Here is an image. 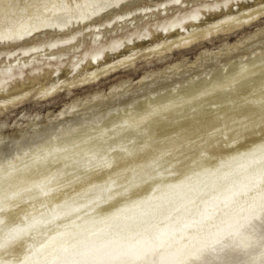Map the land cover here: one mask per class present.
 Listing matches in <instances>:
<instances>
[{
    "label": "rangeland",
    "instance_id": "374dc122",
    "mask_svg": "<svg viewBox=\"0 0 264 264\" xmlns=\"http://www.w3.org/2000/svg\"><path fill=\"white\" fill-rule=\"evenodd\" d=\"M263 58L264 0H0V264H182L186 238L264 242V209L247 212L264 176ZM222 256L202 264H244Z\"/></svg>",
    "mask_w": 264,
    "mask_h": 264
},
{
    "label": "bare ground",
    "instance_id": "6f19581e",
    "mask_svg": "<svg viewBox=\"0 0 264 264\" xmlns=\"http://www.w3.org/2000/svg\"><path fill=\"white\" fill-rule=\"evenodd\" d=\"M234 17V16H233ZM238 16L237 15H235V17H234V19H232V20H235L236 18H237ZM232 18V17H231ZM228 19H222L221 21L223 22V21H227ZM220 21V20H219ZM221 21L219 22V23H221ZM213 23H215V22H213ZM212 24V23H211ZM214 25H216V24H214ZM213 25V26H214ZM212 26V25H211ZM207 27H209V26H207ZM191 28H193V27H191ZM196 28H193V29H191V31L193 30V32H194V30H195ZM200 29L198 28V31H199ZM190 31V30H189ZM197 31V30H196ZM192 33V32H191ZM190 33V34H191ZM188 35V34H187ZM8 37V39H10V38H12V40H15L17 37H20L19 35H9V36H7ZM184 37V36H183ZM182 36H180V35H175V36H173L172 38L173 39H177V41H181V40H183L184 38H183ZM18 39V38H17ZM20 39V38H19ZM173 39H171V41L173 40ZM11 40V41H12ZM167 40V39H166ZM167 41H169V40H167ZM177 41H175V42H177ZM148 49V48H147ZM146 49V50H147ZM136 51V50H135ZM261 55H263V54H261ZM257 58H259V56L257 57ZM261 58H262V56H261ZM264 59V58H263ZM94 60H97V59H94ZM262 60V59H261ZM260 61V60H259ZM116 62H118V61H116ZM116 64V63H115ZM98 67H99V65H98ZM97 67V68H98ZM97 70H100V68H98V69H95L94 71H93V73H91V74H93V76H95L94 74L96 73V71ZM92 77V76H91ZM244 77H245V75H244ZM259 79V78H258ZM262 79H263V77H262ZM237 80H240V79H237ZM212 82L213 81H211L210 83L212 84ZM236 82V81H235ZM260 84H261V82H260ZM214 86H215V83H214ZM224 86H225V88H226V86H227V88H229L228 90H230V89H232V88H234L233 86H235V83H234V81L232 80V81H230V82H227V83H225L224 84ZM222 87V86H221ZM247 87V86H246ZM236 89V88H235ZM234 89V90H235ZM259 89V88H258ZM262 89H263V87H262ZM223 90H224V88H223ZM249 90V89H248ZM261 90V89H260ZM260 92V91H259ZM257 93V92H256ZM203 94V93H202ZM206 95V94H205ZM235 95V94H234ZM13 96V95H12ZM190 96V95H189ZM200 96V95H199ZM202 96V95H201ZM13 97H15V96H13ZM193 97V96H192ZM197 97V96H196ZM206 97L207 96H205V98L204 99H206ZM212 98V97H211ZM213 98H215V97H213ZM203 99V100H204ZM231 99V98H230ZM202 100V99H201ZM209 100V99H208ZM211 100V99H210ZM217 100V99H216ZM229 100V99H228ZM200 101V100H199ZM198 101V102H199ZM206 101V100H205ZM203 101L204 103H202L201 102V104H206V102H209V101ZM217 101H219V100H217ZM197 102V103H198ZM220 102V101H219ZM235 103V102H234ZM246 103V102H245ZM256 103V102H255ZM200 104V105H201ZM198 105H199V103H198ZM198 105H196V106H198ZM241 105H242V103H241ZM203 106V105H202ZM245 106V105H244ZM254 106V105H253ZM199 107V110H200V106H198ZM243 107V106H242ZM250 107V106H249ZM244 108V107H243ZM242 108V110H246L245 108L243 109ZM241 110V109H240ZM237 111V110H236ZM241 112V111H240ZM246 112V111H245ZM249 112H251V110H249ZM196 113H197V110H196ZM243 113V112H242ZM212 114V113H211ZM244 114V113H243ZM139 116V115H138ZM137 116V117H138ZM210 116V115H209ZM209 116L207 117V118H209ZM139 118V117H138ZM137 118V119H138ZM141 118V117H140ZM132 119H134V118H132ZM191 119V118H190ZM197 119H198V117H197ZM202 120V119H201ZM140 121H141V119H140ZM198 124L200 123V117H199V119H198ZM203 121V123L202 124H204V123H209V122H212L210 119H207V120H202ZM201 121V122H202ZM206 121H208V122H206ZM216 121V120H215ZM137 122V121H136ZM194 122V121H193ZM188 123V122H187ZM197 123V122H196ZM195 125V126H193V125H191V127L190 128H188V130H191L189 133H195V136H197V135H200V131H201V129H202V124L201 125ZM185 125H186V123H185ZM189 125H190V123H189ZM187 126V125H186ZM186 126H183L182 125V128H180L181 129V132L182 131H184V133H186V129L185 130H183V127H185V128H187ZM193 126V127H192ZM80 130V129H79ZM177 133H178V131H177ZM177 133H175V135L177 134ZM180 133V132H179ZM178 133V134H179ZM187 133H188V131H187ZM186 133V134H187ZM181 135V134H180ZM188 135V134H187ZM172 136V139H174L173 138V136L174 135H171ZM190 136H193V135H189L188 137L191 139V137ZM254 136V135H253ZM167 137V136H166ZM168 137H169V135H168ZM181 137V139H182V137L183 136H180ZM186 138V137H185ZM248 138V137H247ZM256 138V137H255ZM187 139V138H186ZM163 141V140H162ZM162 141H160V143H162ZM167 141H169V140H166V142ZM191 141V140H190ZM159 143V142H158ZM168 143V142H167ZM166 143V144H167ZM252 145V144H251ZM254 146V145H253ZM225 148V147H224ZM262 148V147H261ZM250 150V149H249ZM251 151V150H250ZM247 152V151H246ZM237 153V152H236ZM231 154V153H230ZM241 154V153H240ZM203 155V154H202ZM226 155V154H225ZM233 155V154H232ZM234 155H238V154H234ZM242 155H244V154H241L240 156L241 157H244V156H242ZM252 155V154H251ZM229 156V155H228ZM256 156V155H255ZM226 157V156H225ZM230 157V156H229ZM263 157H264V155H263ZM235 158V157H234ZM259 158V157H258ZM237 159H238V157H237ZM227 160V159H226ZM229 160V159H228ZM243 160V159H242ZM231 161H232V158H231ZM235 160H233L232 162H234ZM246 162V161H245ZM253 162H254V160H253ZM250 163V162H249ZM226 164V163H225ZM224 165V164H223ZM122 165H120V166H118L117 167V169L118 168H120ZM218 166V165H217ZM227 166V165H226ZM242 167V166H241ZM235 168V167H234ZM203 170H205L204 168H202ZM202 171V170H201ZM207 171V170H206ZM218 172V171H217ZM258 172V171H257ZM198 173H202V172H198ZM203 173H204V171H203ZM208 173H209V171H208ZM212 173V172H211ZM177 174V173H176ZM215 174V173H214ZM225 174V173H224ZM263 174V173H262ZM262 174L260 175V176H262ZM197 175V174H196ZM201 175V174H200ZM246 175V174H245ZM249 175V174H248ZM259 175V174H258ZM264 175V174H263ZM212 176V175H211ZM256 176V175H255ZM171 177H173V176H171ZM229 177V176H228ZM248 177V176H247ZM212 178V177H211ZM244 178V177H243ZM253 178H254V176H253ZM41 179V178H40ZM39 179V180H40ZM167 179V178H166ZM257 180H258V178H256ZM255 179V180H256ZM187 180V179H186ZM205 180V179H204ZM226 180V179H225ZM231 180V179H230ZM256 180V181H257ZM169 181V180H168ZM212 181V180H211ZM238 181V180H237ZM172 182V181H171ZM181 182V181H180ZM241 182H243V181H241ZM254 182V181H253ZM258 182V184H256V186H259L258 187V191H259V196H258V198L257 199H255L254 200V203L253 204H251V205H249V204H246V205H249V207L247 208V212L249 213V215L250 214H252L251 215V217L256 213V214H259L263 209H264V176H263V179H261L260 181L258 180L257 181ZM174 183V182H173ZM172 183V184H173ZM214 183V182H213ZM216 183V182H215ZM234 183V182H233ZM166 184H167V182H166ZM175 184V183H174ZM177 184V183H176ZM182 184H185V183H182L181 182V185ZM209 184H210V182H209ZM218 184V183H217ZM179 185V184H178ZM177 185V186H178ZM227 185V184H226ZM233 185V184H232ZM239 185V184H238ZM165 186V184L163 185V187ZM170 186H171V184H170ZM175 186V185H174ZM176 186V187H177ZM195 186V185H194ZM197 186V185H196ZM195 186V187H196ZM231 186V185H230ZM245 186V185H244ZM157 187V186H156ZM168 187V186H167ZM166 187V188H167ZM194 187V188H195ZM233 187V186H232ZM82 188V187H81ZM80 188V189H81ZM162 188V187H161ZM169 188V187H168ZM193 188V189H194ZM228 188V187H227ZM253 188H254V186H253ZM78 189V188H77ZM165 189V188H164ZM178 189V188H177ZM202 189V188H201ZM200 189V190H201ZM232 189V188H231ZM250 189V188H249ZM252 189V188H251ZM257 189V188H256ZM168 190V189H167ZM209 190V189H208ZM223 190V189H222ZM227 190V189H226ZM230 190V189H229ZM245 190V189H244ZM170 191V190H169ZM248 192H249V190H247ZM246 191V192H247ZM69 192V191H68ZM65 193V192H64ZM112 193V192H111ZM161 193V192H160ZM200 193V192H199ZM225 193H227V192H225ZM244 193V192H243ZM63 194V193H62ZM65 194H67V192L65 193ZM65 194L64 195H59V193L58 194H56L55 196H53V198H54V200L55 201H57V200H62L63 198H64V196H65ZM193 194V193H192ZM255 194V193H254ZM253 194V195H254ZM206 195V194H205ZM241 195V194H240ZM244 195H245V193H244ZM243 195V196H244ZM250 195V194H249ZM252 195V194H251ZM158 196V195H157ZM207 196V195H206ZM224 196V195H223ZM247 196V195H246ZM66 197H68L67 195H66ZM163 197V196H162ZM185 197V196H184ZM237 197V199L238 200H240L239 198H238V196H236ZM239 197H241V196H239ZM250 197V196H249ZM248 197V198H249ZM200 198V197H199ZM242 198V197H241ZM256 198V197H255ZM71 199V198H70ZM157 199V198H156ZM246 199V198H245ZM100 200V199H99ZM194 200H195V198H194ZM136 201L137 200H135V198L134 199H131L129 202H126L124 205H129V204H131L132 205V207L134 206V204L136 203ZM156 201V200H155ZM247 201V200H246ZM69 202V201H68ZM137 202H139V200L137 201ZM54 203V202H53ZM149 203V202H148ZM247 203V202H246ZM121 204V203H120ZM137 204V203H136ZM141 205H142V203H140ZM175 204V203H174ZM237 204V203H236ZM119 205V204H118ZM122 205V204H121ZM124 205H122L123 207H124ZM138 205V204H137ZM166 205V204H165ZM171 205V204H170ZM244 205V204H243ZM242 205V206H243ZM164 206V205H163ZM237 206V205H236ZM240 207H241V205H239ZM238 206V207H239ZM131 207V208H132ZM137 207V206H136ZM174 207V206H173ZM181 207V206H180ZM205 207V206H204ZM101 208H103V206L101 207ZM118 208V207H117ZM126 208H130L129 206L128 207H126ZM134 208V207H133ZM140 208H141V206H140ZM166 208V207H165ZM170 208V207H169ZM201 208V207H200ZM243 208H245V207H243ZM17 209V208H16ZM120 209V208H119ZM125 209V208H124ZM183 209V208H182ZM132 210V209H131ZM130 210V211H131ZM157 210V209H156ZM199 210V209H198ZM245 210V209H244ZM17 211H21L20 210V208H18L16 211H13V212H16L17 213ZM99 211H101V209L99 210ZM144 211V210H143ZM264 211V210H263ZM126 212V211H125ZM193 212V211H192ZM99 213V212H98ZM160 213V212H159ZM162 213V212H161ZM164 213V212H163ZM240 213V212H239ZM247 213V214H248ZM29 214V213H28ZM69 214V213H68ZM85 214V213H84ZM119 214V213H118ZM255 214V215H256ZM263 214V213H262ZM93 215V217H95V216H97V215H95V214H91L90 216H92ZM114 215V214H113ZM126 215H129V214H126ZM245 215V214H244ZM89 215H87V217H83V218H81L80 220H78L79 222H76L78 225L76 226L77 227V229L79 228L78 226L81 224L82 226H81V228L83 227V225L85 224V225H88V223L90 224V222L93 220L94 221V219L95 218H92V220L89 218L88 219V217H90ZM156 216V215H155ZM164 216V215H163ZM232 216V215H231ZM234 216V215H233ZM248 216V215H247ZM81 217V216H80ZM127 217V216H126ZM220 217V216H219ZM224 217V216H223ZM222 217V218H223ZM239 217V216H238ZM251 217L249 218V219H251ZM104 218V217H103ZM164 218V217H163ZM179 218V217H178ZM241 218V217H240ZM245 218V217H244ZM243 218V219H244ZM87 219V220H86ZM99 219V218H98ZM98 219H97V221H98ZM155 219V218H154ZM181 219V218H180ZM237 219V218H236ZM235 218H234V220H232V221H235L236 220ZM258 219V218H257ZM86 220V221H85ZM100 220V219H99ZM105 220V219H104ZM108 220V219H107ZM164 220V219H163ZM222 220H224V219H222ZM245 220H247V219H245ZM106 221V220H105ZM114 221V220H113ZM139 221V220H138ZM158 221V220H157ZM237 221V220H236ZM241 221V220H240ZM142 222V221H141ZM150 222V221H149ZM239 221H237V223H238ZM242 222V221H241ZM84 223V224H83ZM98 223V222H97ZM99 223H100V221H99ZM99 223H98V227H100V226H102V225H100L99 226ZM104 223V222H103ZM171 223V222H170ZM227 223V222H226ZM230 223V222H229ZM234 223V222H233ZM233 223H231L232 224V227H233ZM244 223H246V221L245 222H243V224ZM138 224V223H137ZM168 224V223H167ZM166 224V225H167ZM172 224H174V223H172ZM225 224V223H224ZM222 225V226H225V225ZM228 224V223H227ZM242 224V223H241ZM143 225V224H142ZM151 225V224H150ZM236 225V224H235ZM64 226V225H63ZM67 226V225H66ZM96 226V225H95ZM165 226V225H164ZM168 226V225H167ZM207 226V225H206ZM212 226L214 227V225L212 224ZM37 227V226H36ZM70 227V226H69ZM74 227V226H73ZM89 227V226H88ZM142 227V226H141ZM162 227V226H161ZM211 227V226H210ZM226 227H228V226H226ZM231 227V226H230ZM80 228V229H81ZM87 228V227H86ZM86 228H84L85 230H86ZM129 228V227H128ZM149 228V227H148ZM207 228H209V227H207ZM56 229V228H55ZM76 229V230H77ZM89 229H90V227H89ZM170 229V228H169ZM169 229H166V230H169ZM171 229H173V228H171ZM171 229L169 230V231H171ZM215 229V228H214ZM218 229V228H217ZM229 229H231V228H229ZM237 229V228H236ZM61 230V229H60ZM72 230H73V228H72ZM82 230V229H81ZM84 230V231H85ZM108 230V229H107ZM130 230V229H129ZM165 230V229H164ZM216 230V229H215ZM219 230V229H218ZM223 230V229H222ZM227 230V229H226ZM52 232L54 231V229L53 230H51ZM50 231V233H52ZM58 232H59V230H57ZM70 231V233H72L71 232V229H66L65 231H61V233L59 234V235H57V236H55L54 234H52L53 236H55V237H53V238H55L54 239V241L55 240H63V239H65L64 238V236H66V234H68V232ZM75 231V230H74ZM74 231H73V233H74ZM77 231H80V230H77ZM83 231V230H82ZM123 231V230H122ZM154 231V230H153ZM177 231V230H176ZM202 231V230H201ZM206 231V230H205ZM228 231V230H227ZM233 231V230H232ZM235 231V230H234ZM76 232V231H75ZM87 232V231H86ZM120 232V231H119ZM162 232H163V230H162ZM161 232V233H162ZM171 232H173V231H171ZM182 232V231H181ZM197 232H198V230H197ZM209 232H212V231H210V229H209ZM214 232H216V231H214ZM222 232V231H221ZM220 232V233H221ZM49 233V234H50ZM54 233V232H53ZM83 233V232H82ZM130 233V232H129ZM164 233V232H163ZM204 233V232H203ZM219 233V234H220ZM231 233H233V232H231ZM250 233L251 232H249V233H246V234H243V235H241V236H239V237H237L235 240H234V238H232V239H230L229 237H225V235L227 234V233H224V234H222V235H220L219 237H218V239L217 240H219L217 243H216V245H215V247L212 249L211 247H209L208 245H211L210 243L213 241V240H211V241H206V240H204V238H203V241H201V242H198V241H196V240H193V241H188V238H186L185 240H186V243H184L182 240H180V241H182L183 242V244H184V251L185 252H187V253H185L184 254V258L182 259L183 261L182 262H180V263H182V264H202V263H205L206 261L207 262H209V259H221V257H223L222 255L224 254V253H228L229 254V256H231V254H233V253H240V254H242V255H244V264H264V242H262L261 240H259V238L256 236V238H258V239H255L254 238V236L251 234V236H249L250 235ZM101 234V233H100ZM165 234V233H164ZM163 234V235H164ZM167 234V236H168V233H166ZM176 234V233H175ZM200 234V233H199ZM205 234V233H204ZM210 234V233H209ZM241 234V233H240ZM239 234V235H240ZM51 235V236H52ZM69 235L70 234H68L67 236L69 237ZM93 235V234H92ZM97 235V234H96ZM105 235V234H104ZM116 235V234H115ZM161 235V234H160ZM169 235H171V233H169ZM47 236H48V234H47ZM50 236V237H51ZM135 236V235H134ZM142 237H143V235H141ZM166 236V237H167ZM187 236V235H186ZM195 236H196V234H195ZM200 236V235H199ZM204 236V235H203ZM203 236H201L200 238H202ZM212 236V235H211ZM215 235H213V237H214ZM231 236H232V234H231ZM49 237V238H50ZM70 237H72V236H70ZM69 237V238H70ZM79 237V236H78ZM89 238H90V236H88ZM96 237V236H95ZM102 237V236H101ZM164 237V236H163ZM163 237L161 238L160 237V239H162L163 240ZM169 237V236H168ZM173 237H175L176 238V236H173ZM206 238H207V236H205ZM46 238V237H45ZM44 238V239H45ZM61 238V239H60ZM83 238V237H82ZM81 238V239H82ZM106 238V237H105ZM131 238V237H130ZM141 238V237H140ZM189 238H191L190 236H189ZM212 238V237H211ZM229 238V239H228ZM43 239V240H44ZM47 239V238H46ZM67 240H68V238H66ZM66 239H65V243H67L66 242ZM94 239V238H93ZM97 239V238H96ZM142 239V238H141ZM148 239V238H147ZM150 239V238H149ZM157 239L158 240H155V241H159L160 239H159V237H157ZM165 239V238H164ZM184 239V238H183ZM50 240V239H49ZM53 240V239H52ZM91 240V239H90ZM103 240V239H102ZM106 240V239H105ZM138 240V239H137ZM166 240V239H165ZM165 240H163V243H164V241ZM169 240H170V238H169ZM169 240H166V241H168L169 242ZM176 240V239H175ZM210 240V239H209ZM215 240V239H214ZM45 241V240H44ZM85 241V240H84ZM95 241V240H94ZM144 241V240H143ZM149 241V240H148ZM153 241V240H152ZM172 241V240H171ZM179 241V240H178ZM177 241V242H178ZM10 242V241H9ZM7 243V244H10V243ZM48 242H51V240L50 241H48ZM59 242V241H58ZM76 242V241H75ZM88 242V241H87ZM92 242V241H91ZM96 242H98V241H96ZM100 242V241H99ZM106 242V241H105ZM104 242V243H105ZM111 242V241H110ZM132 242L133 241H131V247H133L134 248V246H133V244H134V242H133V244H132ZM146 242V241H145ZM161 242V241H160ZM174 242H176V241H174ZM202 242H203V244H202ZM52 243V242H51ZM60 243H62V244H60V245H64V242L62 241V242H60ZM94 243V242H93ZM93 243H92V245H93ZM102 243H103V241H102ZM129 243V242H128ZM155 243V242H154ZM159 243V242H158ZM158 243L156 242V244L158 245ZM172 243H173V241H172ZM213 243V242H212ZM6 244V245H7ZM43 244V243H42ZM87 244V243H86ZM113 244H115V243H113ZM112 244V245H113ZM117 244V243H116ZM136 244H137V242H136ZM139 244V243H138ZM143 244V243H142ZM148 244H151V243H148ZM147 244V245H148ZM160 244H162V243H159V245ZM166 244H168L167 242H166ZM165 244V245H166ZM170 244V243H169ZM182 244V243H181ZM214 244V243H213ZM46 245H48V244H46ZM55 245V244H54ZM58 245V244H57ZM57 245H56V247H57ZM72 245V244H71ZM91 245V244H90ZM91 245V246H92ZM99 245V244H98ZM120 245V244H119ZM140 245V244H139ZM139 245H137V246H139ZM144 245V244H143ZM153 245V244H152ZM151 245V246H152ZM164 245V246H165ZM49 247L51 246V245H48ZM107 246V245H106ZM130 246V245H129ZM128 246V247H129ZM137 246H135V247H137ZM163 246V245H162ZM177 247H178V245H176ZM44 247H45V242H44ZM54 247V246H53ZM81 247V246H80ZM95 247V246H94ZM108 247V246H107ZM112 247V246H111ZM113 247H114V245H113ZM116 247V246H115ZM114 247V248H115ZM126 247V249H127V246H125ZM124 246H123V248H125ZM144 248V246H141V249H143ZM147 247V246H146ZM146 247H145V249H146ZM148 247H150V245L148 246ZM154 247V246H153ZM158 247V246H157ZM170 247V246H169ZM174 247V246H173ZM180 247H181V245H180ZM46 248H47V246H46ZM60 248V247H59ZM63 248V247H62ZM118 248V247H117ZM133 248H128L129 250L131 249H133ZM139 248V247H138ZM159 248H161L160 246H159ZM168 248V247H167ZM171 248H172V246H171ZM212 250H211V249ZM44 249V248H43ZM48 249V248H47ZM106 249V248H105ZM140 249V248H139ZM138 249V250H139ZM145 249H143V250H145ZM148 249V248H147ZM151 249H152V247H151ZM177 249V248H176ZM49 250V249H48ZM52 250H53V248H52ZM65 250V249H64ZM113 250V249H112ZM163 250H164V247H163ZM181 250H183V249H181ZM180 250V251H181ZM47 251V250H46ZM50 251V250H49ZM117 252L119 251V249L118 250H116ZM124 251V250H123ZM122 251V252H123ZM132 251H135V250H132ZM131 251V252H132ZM141 251V250H140ZM148 251V250H147ZM177 251V250H176ZM43 252H45V251H43ZM83 252V251H82ZM93 252V251H92ZM121 252V253H122ZM142 252H144V251H142ZM62 253V252H61ZM64 253V252H63ZM73 253V252H72ZM128 253V252H127ZM127 253H125L126 255H128L129 256V254H127ZM135 253H137V251L135 252ZM134 253V254H135ZM165 253V252H164ZM172 253H173V251H172ZM178 253V252H177ZM51 254V253H50ZM65 254H67V252L65 253ZM86 254V253H85ZM119 254V253H118ZM131 254V253H130ZM140 254V253H139ZM138 254V255H139ZM143 254V253H142ZM170 254H171V252H170ZM170 254H168V255H170ZM183 254V253H182ZM30 255V254H29ZM48 255V254H47ZM64 255V254H63ZM71 255V254H70ZM168 255H166V256H168ZM178 255V254H177ZM176 255V256H177ZM181 255V254H180ZM50 256V255H49ZM74 256V255H73ZM133 256H135V255H133ZM45 257V256H44ZM56 257V256H55ZM66 257V256H65ZM179 257V256H178ZM29 258H30V256H29ZM68 258V257H67ZM38 259V258H37ZM96 259V258H95ZM114 259V258H113ZM164 259H165V257H164ZM163 259V260H164ZM176 259H177V257H176ZM180 260V259H179ZM70 261V260H69ZM116 261V260H115ZM165 261V260H164ZM171 261H172V259H171ZM41 263V262H40ZM175 263V262H174ZM6 264V263H5ZM108 264V263H107ZM110 264H112V263H110ZM178 264V263H177Z\"/></svg>",
    "mask_w": 264,
    "mask_h": 264
},
{
    "label": "flooded vegetation",
    "instance_id": "af4514ba",
    "mask_svg": "<svg viewBox=\"0 0 264 264\" xmlns=\"http://www.w3.org/2000/svg\"><path fill=\"white\" fill-rule=\"evenodd\" d=\"M184 38V37H183Z\"/></svg>",
    "mask_w": 264,
    "mask_h": 264
}]
</instances>
